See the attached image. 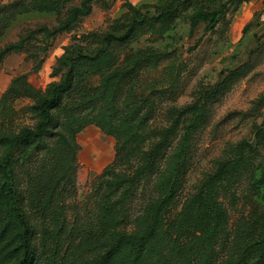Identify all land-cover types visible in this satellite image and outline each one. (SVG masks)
I'll return each instance as SVG.
<instances>
[{
    "label": "rangeland",
    "instance_id": "374dc122",
    "mask_svg": "<svg viewBox=\"0 0 264 264\" xmlns=\"http://www.w3.org/2000/svg\"><path fill=\"white\" fill-rule=\"evenodd\" d=\"M15 1L0 0V5ZM240 1L92 0L89 11L72 19L81 0H61L55 11L31 9L13 19L6 15L9 18L0 28V160L8 153L11 140L39 122L36 94L10 93L16 79L23 77L43 93L79 63L76 88L64 100L73 106L83 96L98 93L105 78L115 71H131L149 56L161 57L157 65L145 62L133 70L122 97L137 103L154 99L155 113L146 128L120 127L109 132L89 123L75 135V150L68 139H58L67 153L64 168L55 163L64 158L61 154L41 152L34 163L21 169L31 207L50 198L58 175L67 173L58 188L65 190L64 199L45 222L35 220L37 255L32 264H97L114 232L109 216H97L98 205L105 180L116 174L139 175L140 184L128 202L129 217L116 230L139 233L148 216V203L160 191L156 170L149 171L155 146L166 134L172 138L164 150L166 157L158 160L165 170L206 93L249 59L247 74L211 107L209 123L196 137L184 187L163 225L168 245L161 255L150 254L140 264H202L212 248L213 264H264L263 4L261 0ZM24 2L30 8L34 0ZM168 7L173 8L174 19L166 25L151 24L150 19ZM218 10L223 11L215 22L198 19ZM142 20L146 22L141 26ZM109 52L117 55L112 65L100 69L97 62L87 64L85 58ZM236 157L242 158L241 178L215 186L226 219L224 229L184 226V235L177 239L175 226L187 199L225 161ZM27 172L33 174L31 181ZM161 182L168 185L169 175L161 177ZM38 191L40 195H35ZM13 238L5 240L10 249L17 243ZM122 258L115 264H122ZM15 259L16 254L0 264H14Z\"/></svg>",
    "mask_w": 264,
    "mask_h": 264
},
{
    "label": "trees",
    "instance_id": "16d2710c",
    "mask_svg": "<svg viewBox=\"0 0 264 264\" xmlns=\"http://www.w3.org/2000/svg\"><path fill=\"white\" fill-rule=\"evenodd\" d=\"M24 1L18 0L10 5H0V28L4 27L6 18H9L6 17L7 14H11V19H13L19 13L31 9L55 11L61 3V0H34L29 8ZM177 1L180 2V0ZM244 1L241 0L240 2ZM91 5L92 0H81L80 6L75 9L71 18L76 19L84 10L89 11ZM222 11L203 13L199 15L198 19L215 22ZM174 17L173 8L168 7L163 10L160 16L150 19V22L151 24L160 22L166 25ZM140 22H142L140 24L142 26L146 21ZM69 23L70 19L65 26H68ZM118 39L124 41V37ZM258 48L251 51L250 57ZM116 57L115 53L109 52L85 59H87L89 66H92L91 62H97L98 67L102 69L112 65ZM160 59V56H149L144 61H139L131 71H115L105 78L98 93H89L83 96L73 106L65 105L64 100L76 88L78 76L81 74L79 63L70 67L59 82L52 83L43 93L35 91L23 77L13 82L10 93L15 92L20 95L33 92L36 94L35 110L39 122L35 128H26L21 135L11 140L8 153L0 160V191L2 194L0 197V263L5 262L14 254H16L14 264L33 263L37 255L35 220L40 218L45 222L46 218L50 217L49 214L54 213V206L65 197L64 189L58 191L61 181L67 175V173H62L58 175V182L53 188L50 198L37 205L38 207L29 206L28 196L24 189V184L27 181L21 169L25 168L24 166L28 163H34L36 155L41 152L47 156L52 152L61 154V157L64 158H57L55 163L57 167L64 168L67 153L63 151L58 139L60 137L68 139L70 146L75 150L77 148L75 135L89 123H96L109 132L120 127L146 128L155 113L154 99L147 97L137 103L122 99V97L126 79L133 70H137L145 62L157 65ZM249 63L250 59L232 70L215 88L206 93L198 115L185 128L179 150L168 157L169 163L167 162L168 165L165 170L162 169V165L158 164V160L166 157L164 150L170 146L172 138L166 134L155 146L153 150L155 156L152 152L150 169H148L150 173L156 170L159 179L156 187L160 191L148 203V216L145 218L139 233L116 231L121 222L125 223L129 217L128 202L140 184L139 175L116 174L105 180V188L99 201L97 216L105 219L109 216L111 218L109 222L112 224V231L114 232L105 254L96 260L97 264H115L116 259L120 256H123L122 264H140L150 254H162L169 243L167 241L168 236L163 231V225L166 219L171 216L175 200L184 187L187 173L193 162L196 137L209 123L211 107L222 99L240 78L247 74ZM73 161H75L74 157ZM242 166V158L240 157L225 161L218 172L204 182L199 191L187 199L181 221L175 226L178 232L176 233L177 239L184 235V226L195 229L208 227L224 229L226 219L221 205L218 203V192L215 186L219 183L221 185V182L226 179L231 180V183L238 182L242 176V171H240ZM26 175L28 176L27 180L31 181L33 174L27 172ZM165 175H169L170 178L168 185L160 183L161 177ZM146 176H148L147 173ZM33 193L34 191H31V194ZM39 193L40 191L35 195H40ZM62 209H59L58 212H62ZM58 212L55 213V222H57ZM9 236L16 238L17 243L13 249L8 248V244L5 242ZM212 257L213 248L202 264H213Z\"/></svg>",
    "mask_w": 264,
    "mask_h": 264
},
{
    "label": "built area",
    "instance_id": "2783aa9c",
    "mask_svg": "<svg viewBox=\"0 0 264 264\" xmlns=\"http://www.w3.org/2000/svg\"><path fill=\"white\" fill-rule=\"evenodd\" d=\"M262 4H263V14H262V20L264 21V0H261Z\"/></svg>",
    "mask_w": 264,
    "mask_h": 264
}]
</instances>
